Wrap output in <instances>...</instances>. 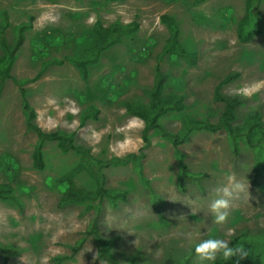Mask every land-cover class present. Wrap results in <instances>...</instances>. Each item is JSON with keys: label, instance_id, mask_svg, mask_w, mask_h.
<instances>
[{"label": "rangeland", "instance_id": "374dc122", "mask_svg": "<svg viewBox=\"0 0 264 264\" xmlns=\"http://www.w3.org/2000/svg\"><path fill=\"white\" fill-rule=\"evenodd\" d=\"M245 11L246 0H0V63L22 36L0 92V184H12L23 203L18 211L0 201V244L18 250L8 261L0 256V264H108L87 233L95 218L101 234L115 242L119 264L188 258L190 264H209L195 253L209 238L247 249L256 236L264 245V192L254 184L257 154L244 145L236 154L225 132H196L179 148L188 173L203 176L186 181L185 189L174 146L155 132L142 167L104 169L108 188L127 192L126 199L61 208L70 180L88 192L97 183L82 155L63 152L55 142L45 143V169H34L38 138L24 112L28 103L44 131L75 134L76 146L101 161L138 155L145 125L126 105L150 103L160 63L165 95L184 97L183 111L161 121L168 131L179 133L184 117L217 121L223 105L215 99L216 87L236 74L222 93L241 100L240 121L258 111L264 124V0L263 32L242 43L238 26ZM164 15L179 24L180 43L196 62L162 56L170 38ZM133 22L139 30L88 64L84 76L76 61L93 58L96 25ZM235 182L243 188L233 194L226 221L215 223L210 205ZM61 257L68 259L60 263ZM215 264L227 261L218 257Z\"/></svg>", "mask_w": 264, "mask_h": 264}, {"label": "trees", "instance_id": "16d2710c", "mask_svg": "<svg viewBox=\"0 0 264 264\" xmlns=\"http://www.w3.org/2000/svg\"><path fill=\"white\" fill-rule=\"evenodd\" d=\"M109 1H123V0H109ZM205 0H196V3H203ZM261 0H246V13L238 26V37L242 43H247L260 35L262 30V17L260 13ZM162 21L167 24L170 31V38L168 44L165 46L162 56H177L190 63L196 62V56L191 55L187 49L180 43V27L173 17L164 15ZM26 25L20 27V32H23ZM139 23L133 22L127 26L116 23L111 27H104L99 23L96 25L95 37H97V46L94 49V56L92 59L78 60L76 65L82 69V74L87 77V65L94 59H98L102 53L115 45L120 44L123 38L127 35L136 33L139 30ZM94 37V38H95ZM22 41L20 35L17 44ZM17 44L14 47H9L7 55L2 59L0 63V92L3 87V82L10 78V70L14 61V55L17 51ZM238 74L230 75L226 77L222 82L218 84L215 90V99L217 102L223 105V110L217 121L201 120L196 118L184 117V127L179 133H172L164 128L161 123L162 119L168 116L170 113H179L183 111L182 101L183 96H166V77L161 72L160 63L156 67L155 83L151 90V100L149 104H135L128 103L126 105L127 111L130 115L141 119L144 122L143 141L144 148L140 154H130L125 158H115L110 161H101L94 158L90 154V150L76 146L75 134H69L62 131L46 132L36 122V112L25 104L24 112L27 115L28 127L37 134L38 144L33 153V168L42 171L45 169V153L44 146L47 142H55L58 144L63 152L74 151L85 159L87 169L91 177H93L97 183V189L95 191H84L76 187V184L70 180L68 189L64 193L59 206L66 208L70 205L77 203H84L88 201L108 200L116 202L118 199H126L127 192L114 191L107 186V174L104 169L111 167H119L133 163L139 167H142V159L146 156L145 150H148L152 146V135L155 132H159L163 138L169 140L174 146L176 155L179 159L182 174L180 178V186L185 189L186 181L197 180L202 181V174L193 175L188 173V167L185 163V156L179 150L181 146L186 144L189 138L196 132H208L219 133L225 132L231 142L233 150L236 154L240 153L242 145L254 150L257 154L256 163L254 167L255 179L254 184L261 191L264 192V184L261 182V178L264 176V124L262 122L261 114L258 111H252L240 121L239 108L241 106V100L235 96H228L222 93V89L225 85H228L236 78ZM19 86H22L21 82L16 81ZM94 115L98 114V109L92 108ZM8 173L12 172L11 166L6 168ZM0 201L7 203L14 207L18 211L23 210V203L15 195L12 184L3 183L0 184ZM87 233L93 236L99 245V256L102 260L108 264H119L113 255V249L115 242L112 239L105 238L98 227V218H95L89 227ZM256 236H252L251 242L247 247L248 256L240 261V264H264V254L261 249L264 247L257 239ZM78 248H75V252ZM18 250L12 246H5L0 244V256L4 261L17 255ZM67 257H61L59 262H64ZM236 258H233L235 260ZM191 258L182 261H168L165 264H190ZM227 264H232V261H227Z\"/></svg>", "mask_w": 264, "mask_h": 264}, {"label": "clouds", "instance_id": "9594fccd", "mask_svg": "<svg viewBox=\"0 0 264 264\" xmlns=\"http://www.w3.org/2000/svg\"><path fill=\"white\" fill-rule=\"evenodd\" d=\"M243 185L238 182L232 183L231 188L225 187L223 195L215 199L211 205V212L214 214L215 223H223L229 216L230 200L233 194L242 190ZM195 253L200 261H207L209 264H215L218 257L225 261H232V264H240L248 256V251L242 246L230 244L224 239L209 238L202 240L195 246ZM233 258H236L233 260Z\"/></svg>", "mask_w": 264, "mask_h": 264}]
</instances>
